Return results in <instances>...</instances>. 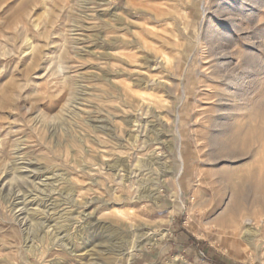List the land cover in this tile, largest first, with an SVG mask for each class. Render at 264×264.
<instances>
[{
	"label": "rangeland",
	"instance_id": "rangeland-1",
	"mask_svg": "<svg viewBox=\"0 0 264 264\" xmlns=\"http://www.w3.org/2000/svg\"><path fill=\"white\" fill-rule=\"evenodd\" d=\"M263 112L264 0H0V264H264L214 226Z\"/></svg>",
	"mask_w": 264,
	"mask_h": 264
},
{
	"label": "bare ground",
	"instance_id": "bare-ground-1",
	"mask_svg": "<svg viewBox=\"0 0 264 264\" xmlns=\"http://www.w3.org/2000/svg\"><path fill=\"white\" fill-rule=\"evenodd\" d=\"M217 60H218V65H223L224 64V62H220L219 61L220 59H217ZM218 67L219 66H214L212 68L213 70L210 71V73H209V74H211L212 77H214V79L219 78V74H218V71H217ZM220 82L225 83L226 81L224 79H220ZM215 96L219 97L218 103H220V104L217 103L218 106H220V107L221 106H225V105H221V104H227V103H228L227 106H232L231 105L232 101L229 100L228 93H225L223 95H220V93H216ZM212 97H214V96L212 95ZM140 100L144 104L147 105V99L146 98L142 97ZM221 110H222V108H220L218 110H215L214 112L217 113V112H220ZM230 117H231V115H230ZM225 118H227V116L222 115L218 120H223ZM174 119H175L174 120L175 123L179 121V115L176 113V111H174ZM133 126L135 128H137L136 131H138L139 133L142 134L144 132L143 127L146 126V125H144L142 127L141 125L137 124V122H134ZM242 126L240 124L236 123L235 125H233L234 128L233 127L232 128H233V130H236V131L238 130V133L240 134V136H244L243 137V138H245L244 139V144L247 147L253 146V143H255L254 142V138L256 137V135H258V134L264 135V126L258 125V126L254 127V126L249 125L247 128H244V127L242 128ZM157 132H158V129L156 128V125L153 124L152 127H151V130H150V133L155 134L157 136V140L159 142V140H161L160 139L161 138V133H157ZM233 134H234V132H233ZM236 134H237V132H236ZM230 136H228V137H230ZM228 137H227V139H229ZM232 137H231V139H232ZM258 137H260V136H258ZM237 138H239V136ZM222 139H220V137H219L215 141L213 140L216 145L214 143L213 144L215 146H217L216 148L218 150H221L220 151L221 152V157H219L220 156V152H219V156L217 155L218 158H219V159L217 158L218 160H221L220 158L224 157L223 153H225L229 158H234L235 157L234 160H236V159L238 160L240 158L243 159L242 157L245 154L247 155L249 153V151H248V153L244 152L245 149L242 148V147H245L244 145L238 151L235 150V153H234V148L233 147L236 146L235 148L237 149L238 146H240V143H242V142L236 141L235 143H233L234 142V138L232 139L233 141L230 139L231 142L227 141L226 137H224V139H226L225 141H223ZM231 149L233 150L232 152H231ZM249 149H250V147H249ZM226 155H225V158H222V159H226ZM251 168L247 169L245 171H240V170H238V171L237 170L236 171H234V170L233 171H231V170L230 171L229 170L228 171L227 170L223 171L222 170L221 171L220 170L221 174H219V175H218V173H220V171H218V173L216 172L218 177L216 175L215 176L218 179H219V177H221V179H219V180H221V182L224 183V185L221 183L222 186H224V187H222L223 189L220 188V189H222V193H224L226 195L228 193L229 197L227 199L228 201H226L227 203L225 204V206H223V208L220 209V212H219L218 216L215 218L214 226H215V228H218V229L223 230V231L232 229L233 231H235V237H238L240 235V232H241V234L244 235V239L246 240V242L249 245H254L257 242L256 239H257V237L259 235L258 233L264 234V176L259 175L255 171L251 170ZM242 170H244V169H242ZM218 183H220V181H218ZM218 194H217V196L216 195L215 196L218 197L219 196ZM226 195H225V199H226ZM218 199H219V201L217 202V205L215 206L214 210H216V209L218 210V208H220L223 205V203H224V197L222 195H220ZM20 200H22L21 203H20ZM23 200L26 201L25 202V207L26 208L27 207L29 208V206H32V205L35 204L34 200L28 201L29 199H28L27 195H24L21 198H16V202H17V203L15 202L16 205L19 204V203L22 204ZM38 205L41 206L42 203H38ZM61 213H62L61 215H69L71 213L70 207L62 209ZM30 214H31L32 217H35L37 215L35 210H32ZM80 214H81V212H80ZM88 224H89V222H87V225ZM90 225H92V224H89L87 226V228H86V231H88V232L90 231V228H91ZM57 226H58V228H61V229L63 228V226L60 225V224H57ZM64 228L62 230V233H65L64 237L66 238L67 234H69V232H68L69 229L68 228L64 229ZM61 239H62V237H61ZM226 241H228V240H226Z\"/></svg>",
	"mask_w": 264,
	"mask_h": 264
}]
</instances>
